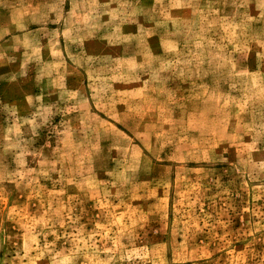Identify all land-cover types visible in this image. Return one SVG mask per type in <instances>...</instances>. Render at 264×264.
Here are the masks:
<instances>
[{"label":"rangeland","instance_id":"obj_1","mask_svg":"<svg viewBox=\"0 0 264 264\" xmlns=\"http://www.w3.org/2000/svg\"><path fill=\"white\" fill-rule=\"evenodd\" d=\"M0 264H264V0H0Z\"/></svg>","mask_w":264,"mask_h":264}]
</instances>
